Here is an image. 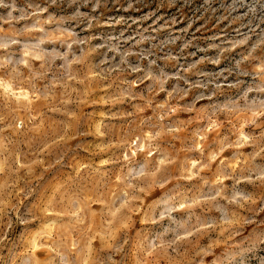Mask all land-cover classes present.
I'll return each mask as SVG.
<instances>
[{"label": "rangeland", "instance_id": "obj_1", "mask_svg": "<svg viewBox=\"0 0 264 264\" xmlns=\"http://www.w3.org/2000/svg\"><path fill=\"white\" fill-rule=\"evenodd\" d=\"M0 264H264V0H0Z\"/></svg>", "mask_w": 264, "mask_h": 264}]
</instances>
